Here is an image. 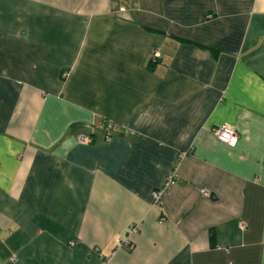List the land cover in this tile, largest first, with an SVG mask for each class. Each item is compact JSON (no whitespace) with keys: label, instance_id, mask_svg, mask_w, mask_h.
Listing matches in <instances>:
<instances>
[{"label":"crops","instance_id":"0c3cea01","mask_svg":"<svg viewBox=\"0 0 264 264\" xmlns=\"http://www.w3.org/2000/svg\"><path fill=\"white\" fill-rule=\"evenodd\" d=\"M0 264H264V0H0Z\"/></svg>","mask_w":264,"mask_h":264},{"label":"built area","instance_id":"2783aa9c","mask_svg":"<svg viewBox=\"0 0 264 264\" xmlns=\"http://www.w3.org/2000/svg\"><path fill=\"white\" fill-rule=\"evenodd\" d=\"M105 129L107 131L116 130L117 124L113 123L112 121H107L106 125H105ZM213 132L219 140L223 141L224 143H226L229 146H234L237 143V140H238L237 130H236L235 126L230 124V123L224 122V123H221L219 125H216L213 128ZM106 136L109 137V134H106ZM80 139L82 141H87V140H89V137L86 135H82L80 137ZM173 174L174 173H172L171 175H169L167 177V179L163 185H161L160 187H158L157 189H155L153 191V197H154L155 202H158L161 199V197L165 191V185L168 183V181H170L171 176ZM201 191L204 194H209V191L206 188H202ZM137 228H138L137 225H132L130 227L128 235L126 236V240H129L131 233L136 232L138 230Z\"/></svg>","mask_w":264,"mask_h":264}]
</instances>
